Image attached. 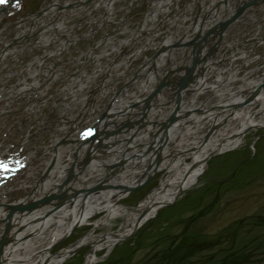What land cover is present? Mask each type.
I'll list each match as a JSON object with an SVG mask.
<instances>
[{
    "label": "rangeland",
    "instance_id": "374dc122",
    "mask_svg": "<svg viewBox=\"0 0 264 264\" xmlns=\"http://www.w3.org/2000/svg\"><path fill=\"white\" fill-rule=\"evenodd\" d=\"M81 1L82 0H55V4L58 3L59 5H65L66 2H69V4L71 3L70 5H74V7L67 15H64L63 18L59 16L53 19L50 26L48 24V19H45L43 21L45 27H43L42 30H39L40 28L38 29L42 24L41 22L32 26L35 27V32L31 35V39L41 38L44 40L45 38H48L50 40L48 44L39 45L32 50L25 49V51L23 50L22 52L21 48H16L12 41L7 40L3 44L10 45L9 51L7 50L6 52L0 50V56L7 53L5 54V58L0 61V64L3 67H6L4 70L0 71V75L13 72L15 69L18 70L24 65H32L31 70L34 71L33 68L35 69V63H32L31 61L36 56H40L47 51H50L51 48H55V44H52L58 43L60 39L69 43L67 54L63 57L64 62L67 59H76L82 56L85 57H83L78 64L77 62L74 65L67 64V71L64 73V67L62 70L63 74L61 75L64 82H61L60 80L56 82L58 83V87L65 86L66 90L70 89L71 91H65L59 103L57 98H55L57 94L54 93V97H50L51 101L46 103L45 106L48 108H45V111L41 113L38 111L35 116L29 115L24 119L23 124L18 125V127L25 129L24 131H19L21 136L29 132V135H31L32 138L30 141L27 140L26 147L13 146L12 149L14 152H17L22 156L32 155L34 153L33 156L37 158L35 159V162L32 163L34 165V171H38V165L41 164V162H44V160L41 159H45V156H48L44 149H48V145L56 140V138L62 139L63 137L61 126H63V123L66 120L60 119V126L57 121L60 116L64 115L69 119L70 116H72V112H74L78 106H82L85 103V99L89 93L90 97L93 94H95L93 95L94 97H98L100 92H103L110 97L113 93L118 92L121 89L123 90V88L125 89V86L129 82L130 84L133 83V85H139L142 89L145 77L143 76L141 65L148 60L155 51L159 50V47L163 45L165 37H169L171 33H175L180 27L188 26L198 16L203 17V13L199 11L198 7L189 6L194 0H177L176 4L170 3L166 9L164 8L165 10H161L160 12L163 13H158L159 15L154 21L143 23L142 21L147 13L152 10L154 5H159L160 0H133L130 12L118 28L114 24L122 18L123 14H125L124 8L131 0H116L114 2L116 5L115 8L119 7L120 9L115 10L114 8L111 12V4L106 3V1L105 4L104 2H101L99 5H104L105 8L102 6L96 7L99 9V12L97 13L92 10L93 6L97 4L96 2L94 3L95 0H90L87 3L79 5ZM232 1L233 3L225 5V8L223 6V9H221L222 13H226V16L237 10L239 5L242 6L243 4H246V7L241 12L240 18L235 23L233 22L228 25L224 31L227 29L228 31H234V33H236L235 27L240 26L239 29H243L246 39H249L245 44H242L241 42L238 47H232L234 52L240 50L239 52L246 53L245 61L239 60L234 64H237L236 67H240L243 63L237 78H241L246 73H250L257 68H260V71L253 74L251 73V75L253 77L261 76L264 74V61L261 56L264 51V44L253 43L260 35H264V17L262 18L264 13H261L262 16L260 15V20L255 19L258 27L260 26V33L256 32L254 26L251 27V25L254 21L253 17L255 13V10L253 11L252 8L257 4H260V6L263 7L262 9H264V0ZM48 2L49 0H22L19 15H27L29 12L37 10L39 6H41L40 8H46L50 5ZM209 5L210 2L205 1V6L208 7ZM188 7L191 9H188ZM229 8L232 10H229ZM86 11L91 12L87 15V18L89 16L88 22L86 21V16L83 15ZM103 11L105 12L103 13ZM256 15L257 14H255V16ZM182 20H184V25H178L177 22ZM59 23L62 24L63 28L66 27V32L63 28H61V32L63 35L69 33L70 41L65 40L63 36H58L55 33L54 28ZM93 24L101 26V29H95ZM144 24H146V26ZM27 28V25H25L21 30ZM89 28L95 29V33L91 36L88 35L83 39H79V36H83V31L85 32ZM9 30V32H11L10 35H14L16 32V29H13L12 31L11 29ZM116 30L118 31L116 32ZM132 30H137V32H131ZM154 31L158 32L156 35L157 40L155 41L159 42L158 45L154 42L147 43L148 36ZM107 34L109 37L107 38L106 43L96 46V43H100L99 39L104 38ZM234 36L235 34L233 36H228L227 38H233ZM76 37L78 38L76 39ZM127 37L131 38L128 45L126 47H123V45L120 46V42ZM240 40L241 38L237 40L229 39L228 41L239 43ZM213 41H215V39H213ZM228 41H221L222 43H220L219 46H215V48L219 50H216V54L213 55L214 61L221 62L224 60L221 57H226L227 52L224 53L222 49H225V44L229 43ZM110 45H112V48L115 50L118 47V52L116 51L118 54H115L112 51H107L110 50ZM207 46V49L209 50L214 45L210 42ZM168 47L172 48L171 45ZM95 48H97L96 51H94ZM186 49L187 48H185V51L181 52L179 55V58L180 56L181 58L178 59L177 57L176 59V62L179 63L180 66H184L185 63H187L186 61L191 57V49ZM90 50L94 51L93 58L88 57V52ZM115 50L113 51L115 52ZM53 51L55 50L53 49ZM188 56L189 58H187ZM216 58L218 59L216 60ZM164 59L166 58L164 57ZM165 64L168 68L170 62L166 61ZM42 65L43 69L44 67H48L49 61L43 62ZM111 67H115V69L112 70H116V73L109 72ZM219 67H223V62L222 64L215 66L217 70H219ZM10 69L13 71H9ZM43 69L41 71H43ZM151 69L154 70V68H148V70ZM59 70L60 69L55 68L54 73L57 74ZM152 70L153 78H158V74L156 75L157 70H155V72ZM9 75L11 76L10 79L6 82L4 81L3 84L16 85L19 81L17 75H14L13 73ZM26 77L28 78V76ZM212 79V76H208L206 82L209 83ZM1 83L2 82H0V84ZM55 84H51L49 88H58ZM130 84L128 88L126 87L125 89L128 91V94H123L121 99L124 103L126 102V106L128 105L129 107H132L130 105H132L136 99L137 101H140L144 98L142 96L146 94L147 91L144 92L142 90L143 92L138 95L134 101H131L132 94L130 93H133L135 90L132 89L133 86ZM240 84V82H236V86H239ZM93 91H95V93H93ZM173 92L174 90L171 87H166L162 91L163 94L160 93L157 97L149 100V103H151L152 106L151 109L157 110L158 113H161L154 116V121L161 118V115L164 117L168 116L171 112V106L174 103ZM11 96H13L12 91L8 94V97L11 98ZM207 96V93L200 95L198 97V102H203ZM13 97L14 99L9 102L10 104L7 107L20 104L23 98L25 101H28L29 103L31 102V98L27 94L25 97L22 96V99L20 96L18 98H15V96ZM39 97L41 96L36 95V98ZM108 97L99 105L94 104V109H91L93 110L92 114L95 110H102V108L108 104ZM158 98L164 100V106H158L160 105ZM189 98H191V95L185 94L182 100L184 101ZM4 104L5 102H1L0 106L2 107ZM24 106L25 103L23 100L18 106V109H23ZM136 109L137 108H134V110ZM89 112L90 111L84 116H88ZM135 112L136 114L139 113V108ZM142 112L141 109L140 117H136L134 121L131 122H139ZM43 113L46 115L48 114V118L42 125L41 120L45 119ZM20 116L21 115H19V117ZM51 118H56L57 122H52ZM92 119L93 117L91 120ZM78 120H76V122ZM74 126L77 128V123ZM132 134H127L128 138L129 136L131 138ZM13 135L14 134L10 131L6 137L12 138ZM149 138L150 140L152 139L151 135ZM192 138L193 137L189 135L183 140L184 142L191 141ZM9 141L12 144L13 140ZM118 143L119 142L116 144ZM19 145L21 144L19 143ZM65 145L63 144L62 146ZM43 154L45 155L43 156ZM244 157H247V159L253 158L254 161L247 163L245 166L238 165L237 162L244 159ZM190 161V159H187L188 163ZM108 165L109 164L101 166V173L107 171ZM236 166L237 172L235 171L236 174L233 175L232 180L230 181V173ZM113 170L114 169L111 171ZM72 171L73 167L69 166L63 174V180L57 185V187L60 186L63 191L64 189H69V185L72 183L73 179L68 183L64 184V182L68 175L72 174ZM164 173V171L157 172L142 187L127 193V195L118 200L117 204L121 208L127 209L138 207V205L144 201L153 190L158 188ZM97 184L98 183L93 184L91 188ZM206 188L208 189L204 191ZM106 189L115 190L116 188L104 186L97 192ZM55 191L57 193L58 188H56ZM29 192L30 191L27 190L21 191L17 194H11L8 199L9 201L11 200L9 204H14L12 203L13 201L23 200ZM66 193L68 195H71L72 193L74 194L70 189L66 191ZM50 195L51 194H46L43 198ZM159 209L156 211L153 218L135 230L131 236L122 240L110 250L98 251L96 253L97 261L95 264H157L156 260L158 256H162L165 250L167 251L170 249L173 241H175V243L179 241L186 242L191 240V238H194L192 235H194L201 244L214 243L217 240L220 241L219 246L211 249L212 251H204L200 254L203 261L212 259L214 255L221 250H223L222 253H225V251L230 252L239 248L244 249V251H241L240 253L242 261L238 264H264V128L247 132L244 136L243 143L238 148L211 157L209 161H207L204 172L198 179L197 184L189 190L182 191L178 198L170 205ZM158 214H160V216L157 218ZM105 215L106 212L97 214L91 219L90 224L76 228L67 238L54 243L49 250L50 254L55 255L74 246L78 241L90 233L95 237H100L108 232L116 233L120 231V227H122L121 225L123 223V219L120 218L114 219L111 224L105 222L98 225L93 224L100 221ZM1 231L2 230H0V232ZM89 250L90 247L88 246L77 248L72 254L70 253L67 260L61 264H83ZM128 250L132 251V253L127 259L125 257L127 253L124 252H127ZM115 254H117V256H115ZM230 256H232V254H230ZM228 264H232V262L229 261Z\"/></svg>",
    "mask_w": 264,
    "mask_h": 264
},
{
    "label": "bare ground",
    "instance_id": "6f19581e",
    "mask_svg": "<svg viewBox=\"0 0 264 264\" xmlns=\"http://www.w3.org/2000/svg\"><path fill=\"white\" fill-rule=\"evenodd\" d=\"M105 1L106 3L111 4L110 12L113 11L116 7L114 3L116 0H95L94 3L96 2L97 4L93 6L92 10L96 11L95 13L99 12V9L96 7L102 6L99 4L101 2H104L105 4ZM132 1L133 0L126 4L124 8L125 14H123L122 18L114 24L118 28L130 12ZM205 1L210 2L208 7L205 6ZM53 2H55V0H53ZM170 3L176 4L177 0H160L159 5H154L152 10L147 13L142 22L147 23L148 21H154V19H156L159 15L158 13H163L160 11L164 8L166 9ZM230 3H233V1L194 0L189 6L198 7L199 11L203 13V17L198 16L188 26L178 28L175 33H171L170 36L165 37L163 41V45L166 46L175 42H179V45L181 46L193 36V40L196 38L198 41L197 46H195V48L193 47L192 49L194 50L199 47H201V49L207 48V44L210 42L211 44L213 43V45H216V43H222L221 41L225 42V40H237L241 38L239 43L228 41L229 43L225 44V49L222 51H224V53L227 52V55L226 57H221L224 59L223 61L218 62L211 59L207 62V67L203 69L204 73L200 78L199 83L194 85V94L191 95V98L184 100L186 104H184L182 110L183 112L180 113L181 116L175 119L173 127L165 135L161 131L152 137V141L150 140L149 136L154 132V129L151 127L150 123L151 121L155 120V115L161 114L158 113L157 110L151 109V111L148 112L149 115L148 113H145L147 117L145 116L144 119L148 125L144 129L145 133H140L135 138L136 140H134L130 145L131 148L129 151H127L129 152L127 155L122 154L124 148L127 146L126 143L128 142L129 138L128 136L126 137L128 134L126 130H122L124 126H120L127 122L134 121V119L138 116L140 117V112L142 106L144 105L142 100H138L139 102L137 103H139L140 106L136 108H139L140 112L136 114V109L129 115L125 114L122 116L123 112L121 110L124 111L126 109V102H123L120 95L128 94V91L125 89L126 87L128 88L130 83H128L125 86V89L123 88L122 93L118 95L119 97L117 102L109 111L110 115L107 122H103L99 128L95 127L91 129L92 134H98L100 141H106V145L115 143V141H122L120 144H116L110 149L106 148L107 150L105 151L91 150L88 147H85L87 144H84L81 147H76L78 146L77 144L76 146L72 147L62 146L66 140L65 137L68 136L70 132L74 133L72 126L82 120H85L84 123H88L87 120L90 118H88V116L92 115L93 110L91 109H94L95 106L93 105L94 100L95 103H99L100 98L102 97L98 99L94 96L89 97L88 94L85 99V103L82 106H78V108L72 112V116H70L69 119H67L64 115L57 119L59 125L60 119L66 120L63 123V126L60 125L64 139L58 145H56V140H54L51 143V146L54 149L51 151V153L48 152V156H45V159H41L44 160V162H41V164L38 165L40 180L32 189L29 198L13 201L12 203L20 204V206L24 204L27 205L28 202H34L44 197L46 194L54 195L55 199L52 201V203H55L56 201L58 202L60 197L58 193L62 194V192L56 193L55 190L56 188L60 187H57V185H59V183L63 180V174L69 166L73 167L72 174L68 175L70 177L73 176V180L69 185V189L72 192L78 191L79 189L80 190L76 194L72 193L71 196L70 194H66V196L68 195L69 197L63 200L61 202L62 206L54 212L52 211V205L48 204L38 207L29 213H26L27 211L24 213L13 211L12 213L9 212L8 214L5 206L9 201L6 202L3 195L6 193L9 194L11 189L5 191V194H2V197H0V201L4 202L2 204L0 202V220H3V222L6 221L9 229L3 238L5 243L0 253V264H61L67 260L73 249L86 246L90 247V250L85 257L83 264H95L97 261L96 253L100 250H110L116 244L131 236L137 221L142 216L143 217L139 227L153 218L154 214L160 207L170 205L178 198L182 191L189 190L195 186L198 182V179L204 172L207 161H209L211 157L215 156L216 154H221L238 148L243 143L244 136L247 132L264 128V88L258 89L259 85L264 83V74L253 77L251 73L253 74L257 71H260V68H257L250 73H246L241 78L238 77V79L237 76L243 66V63L240 67H236L237 64L234 65L235 62H238L239 60L245 61L246 59V53L239 52L240 50L234 52L232 49V47H238L241 42L242 44H245L247 43V40H249L246 39L245 33L243 32L244 30L239 29L240 26L235 27L236 33L226 29L224 33L221 34L218 41L216 39L213 41L214 37L209 34L211 33V28L223 18V13L221 10L223 9V6L225 8V5H229ZM102 7L105 8L104 5ZM189 8L190 7H188V9ZM262 8L263 7H261L260 4H257L252 8L253 11L255 10V13L253 17L254 21L251 27L254 26L255 31L258 33H260V26L258 27L257 21L255 22V19H261L259 17L261 13H264V9ZM116 9L120 8L117 7L115 10ZM229 10L232 9L229 8ZM104 12L105 11H103V13ZM90 13L91 12L87 11L86 13H83V15L86 16L87 22L89 21V16L87 18V15ZM255 14L257 15L255 16ZM263 17L264 16H262V18ZM183 21L184 20L177 22L178 25H184ZM144 25L146 26V24ZM93 27L95 29H101V26L97 24H93ZM61 28H63L62 24H57L54 28L55 33L58 36H63L65 40L70 41V34L65 33L67 36L64 34V37L61 32ZM95 29L89 28L85 32L83 31V36H79V39H83L88 35H93L96 31ZM63 30L66 32V27H64ZM117 31L118 30H116V32ZM131 32H137V30H132ZM32 34L33 33L30 34L24 32L20 28H16L14 35H10V33L2 31L0 32V50H4L6 52L7 50L9 51L10 45L3 44L7 40L12 41L16 48H21L22 52L23 50L25 51V49L32 50L39 45H45L50 42L48 38H45L44 40L41 38L31 39ZM157 34L158 32L156 31L150 33V36L147 38V43L154 42L158 45L159 42H155L157 40ZM234 34L235 36L233 38H227L228 36H233ZM105 36L104 38L99 39L100 43H96V46L106 43L109 35L107 34ZM77 38L78 37H76V39ZM130 40V37L125 38L122 42H120V46L123 45V47H126ZM253 44H264V35H260ZM52 45L60 50L61 57L63 53L69 48V43L64 42L62 39H60L58 43H53ZM110 46V50L107 51H112L113 53L118 54L116 53V51L118 52V47L115 50L112 48V45ZM180 46L174 50H169L167 55L163 54L161 57L159 56L156 59L149 58L147 60V63L144 66L145 69L143 70L146 71L145 74L148 75L146 81L144 82L145 85L143 84L141 89L139 85H133V83L130 84L133 86L132 89L135 90L133 93H130L132 94L131 101H134L136 97H138V95H140L143 91H147V93L142 97H147L146 95L149 94L148 92H151L154 86H156L157 80L153 78L152 72L150 70V72L148 71V68H151L150 64L153 65L152 68H154V72L157 70L156 75L158 74L160 79L161 77H164L168 82L175 80V78L172 79V75L180 66L179 63L176 62V59L177 57L180 59L181 56L179 58V55L181 52L185 51ZM96 49L97 48H95L94 51H96ZM50 50L53 52L52 48ZM113 50H115V52ZM94 51L90 50L88 52L89 58L94 57ZM204 51H206V49ZM51 52L45 53L44 56L47 57L51 55ZM5 54L7 53H4V55L0 56V61L5 58ZM261 56L263 57L262 59L264 61V51L262 52ZM164 57L166 59H164ZM217 59L218 58H216V60ZM37 60L38 59H36V61ZM80 61V58L68 60L69 64L72 65L76 62L79 63ZM166 61L170 62L168 68L165 64ZM56 62L59 66L64 64L61 60ZM222 62L223 67H219V70H217L215 66L222 64ZM176 66L177 68H175ZM42 67L43 65L40 63L35 64L36 71L42 69ZM5 68L6 67H3L0 64V71L4 70ZM30 68H32V65H27L24 70H30ZM112 69H115V67H111L109 72L116 73V70ZM56 75L51 73L50 77H52V79L55 81L57 78ZM208 76H212L213 78L209 83L205 81ZM236 82H240L241 84L236 86ZM202 86L203 89L201 90ZM172 89L175 90V88ZM64 90H66V88L61 87L57 91L58 103L63 97V93H65ZM206 93L208 96L204 99V101L198 102V97ZM6 98L7 96L4 97V99ZM135 101H137V99ZM158 102L160 104L158 105L159 107L165 105V102L162 98H158ZM149 105L151 104L149 103ZM197 108H199V111L196 113L194 110ZM117 110L120 112L116 113ZM88 111H90L89 115L84 116L86 113H88ZM97 111L98 110H95L94 112ZM189 112H192V114L187 117L186 115ZM161 118L165 117L161 115ZM51 120L52 122H57L56 118H51ZM76 120L78 121L76 122ZM119 127L121 129L120 131ZM215 127L217 128L215 129ZM104 130L107 134L106 137H104L103 134ZM212 130L213 134L209 136ZM108 132L112 136H110ZM116 132H119L120 135L118 134L117 136H114ZM131 132H134V130H131ZM88 134L80 135L77 137V139L81 138L82 140H80L82 142ZM189 135L193 137L192 140L184 142L183 139ZM140 143L141 145H139ZM136 144H138L137 147ZM6 152H8L7 148L3 149L0 147V155L5 154ZM122 157H125V159L119 168L111 171V173L106 171L104 172L105 175L104 173H101V166L115 163L118 160H121ZM11 159L13 161H16V159L19 160L17 156L12 157ZM187 159H190L191 161L188 163ZM20 161L21 163L26 164L29 161L31 162L32 158L29 156L24 157V159L20 157L18 162ZM50 165L52 169H50L49 172L45 174L46 176H44L45 170L49 168ZM30 168L32 169V166ZM160 171L165 172L160 181V185L158 188L153 190L145 198V200L138 205V207L134 209H127L121 208L117 204L118 200L127 195L128 191L125 190L126 188L138 185L142 181L153 177L157 172ZM23 174L26 175L25 172H23ZM96 183L99 184L96 185L99 189L104 186L116 189H106L101 192L94 191L93 193L88 194L87 192L91 189L92 185ZM26 186L27 185H25V187ZM69 189L64 190L68 191ZM102 212H106V215L100 221L93 224L98 225L102 222L111 224L114 219L120 218L123 219L120 231L116 233L108 232L100 237H95L92 235V233H90L78 241L74 246L58 254H50L49 250L54 243L67 238L72 230L90 224L91 219Z\"/></svg>",
    "mask_w": 264,
    "mask_h": 264
},
{
    "label": "water",
    "instance_id": "95a60500",
    "mask_svg": "<svg viewBox=\"0 0 264 264\" xmlns=\"http://www.w3.org/2000/svg\"><path fill=\"white\" fill-rule=\"evenodd\" d=\"M240 12H241V8L238 10L237 13L239 14ZM236 18H237V16L233 17L230 20H227V21H224V22L220 23V25H219V38L221 36V34H220L221 31L224 28H226L231 22L235 21ZM210 32H212V31H210ZM209 34H211V33H209ZM196 43L197 42H194V41H191L190 42L189 41V42H186V43H184V44H182L180 46L179 43L177 42V43H175L172 46L171 49H173L174 47H179V46L180 47H189L191 45L194 46V48H195ZM162 50H164V49H162ZM209 54L210 55H205L204 57H202L201 47H199L197 49H194L192 51V53H191V55H192L191 65L189 67H180V68L177 69V71L183 70L184 72H183V75L178 78L179 80H178V82L176 84V87H175L174 92L172 93V95L174 96V103L171 106V110H170L171 112L165 118H159L157 121H151V123H150L151 124V127H153V129H154V132L152 133L151 138L154 135H156V133L161 132V131L165 135L173 127V123L175 122V119L181 116L180 113L183 112L182 110H183L184 104H186L182 100L183 99V96L185 94H190V95L194 94V92H193V90L195 88L194 85H196V84L199 83V80H200V78L202 77V75L204 73L203 69H205L207 67L206 60L208 58H210L211 52ZM199 56H201V57H199ZM205 62H206V64H205ZM197 67H199L198 70H197ZM205 81H207V78H206ZM171 82H168L166 80L165 81H160V83L154 87L153 92H152V95L148 97L149 98L147 100L148 104L146 105V109H145V111L143 113L144 114L143 115V118L138 123H136V126H134V132H133L131 138L128 139V142L126 143L127 146H126V148H124V151H123L124 153L122 152V154L127 155L129 153L127 151H129V149L131 148L130 145L133 143L134 140H136L135 138L140 134V132L141 133H143V132L145 133V130L144 129L148 125H147V123H146V121H145L144 118L146 116L145 113L147 114L148 112H150V111H148V112L146 111V110L149 109V100H151L154 97H157L158 94H160L163 89H165L166 87H168ZM261 88H264V83L259 85L258 89H261ZM202 89H203V86L201 87V90ZM198 109L199 108L195 109L194 111L197 113L199 111ZM190 114H192V112L187 113L186 116L188 117ZM148 115H149V113H148ZM216 128L217 127H215V129ZM212 134H213V130L209 134V136H211ZM152 139H151V141H152ZM139 145H141V143ZM137 146H138V144H136V147ZM100 147L101 146L98 145V147H94L92 150H99ZM110 147H107V148H110ZM147 149H148V147H147ZM124 159H125V157H122L121 160H118L117 162L108 165L107 166V172H110L111 173V170L112 169L116 170L119 166L122 165ZM69 175H71V174H69ZM150 178H148L147 180L142 181L138 185H135V186L130 187V188H126L125 190L128 191V193L129 192H132V191H134V190L142 187L146 182H148V180ZM72 179H73L72 176L71 177L68 176L67 179H66V181L64 182V184L65 183H68ZM98 190H99V188L97 186H94L87 193L88 194H91L94 191H98ZM58 192H62V194L61 193H58ZM57 193L60 196L59 199H58V202L56 201L55 203H52V201L55 199V197H54V195H50L48 197H45V198L37 201L36 203L35 202L34 203H30L27 206L14 207V208H11L10 207V209H11L10 213H12L13 211H19V212H22V213H23V211H27L26 213H29V212H32L33 210H35L38 207H42L43 205H48V204H51L52 205V211L54 212V211L58 210L62 206L61 205V202L63 200H65L67 197H69L68 195L66 196V190H65V193H64V191L60 187L58 188ZM76 193H77V191H74V194H76ZM142 217L137 221V224L135 225V229L133 230V232H135V230L139 227V225L141 223ZM8 229H9V226H8V224H6L5 225V230H4L3 235H2V238L0 240V253H1V250H2L3 245L5 243L3 238L7 234ZM75 249H77V248H75ZM75 249H73V251L71 252V254L75 251Z\"/></svg>",
    "mask_w": 264,
    "mask_h": 264
},
{
    "label": "trees",
    "instance_id": "16d2710c",
    "mask_svg": "<svg viewBox=\"0 0 264 264\" xmlns=\"http://www.w3.org/2000/svg\"><path fill=\"white\" fill-rule=\"evenodd\" d=\"M253 162L254 159H247V157H244V159L238 161V165L245 166L247 163ZM236 168H233V170L230 173V181L232 180V177L234 174H236ZM236 171V172H235ZM208 188L204 189L207 190ZM161 214V213H160ZM160 214L157 215V218L160 216ZM174 218V217H173ZM191 240H188L186 242L179 241L175 243V241L172 242L171 248L167 251L165 250L162 256H158L156 263L157 264H228V262H232V264H238L242 261V258L240 257L241 251H244V249H236L230 252L225 251V253H222L223 250L217 252L214 257L210 260L203 261V258L200 257V254L204 251H212L214 247L219 246L220 241H216L214 243H200L198 239L192 235ZM168 239V238H166ZM220 240V239H219ZM232 252V253H231ZM235 252V253H234ZM127 255L125 256L127 259L130 257L132 251L128 250ZM221 253V254H220ZM232 254V256H230ZM117 256V254H115ZM128 263V261H127Z\"/></svg>",
    "mask_w": 264,
    "mask_h": 264
},
{
    "label": "snow or ice",
    "instance_id": "6c2138e0",
    "mask_svg": "<svg viewBox=\"0 0 264 264\" xmlns=\"http://www.w3.org/2000/svg\"><path fill=\"white\" fill-rule=\"evenodd\" d=\"M5 2V0H0V4H3Z\"/></svg>",
    "mask_w": 264,
    "mask_h": 264
}]
</instances>
